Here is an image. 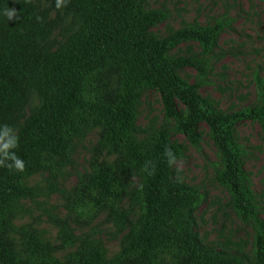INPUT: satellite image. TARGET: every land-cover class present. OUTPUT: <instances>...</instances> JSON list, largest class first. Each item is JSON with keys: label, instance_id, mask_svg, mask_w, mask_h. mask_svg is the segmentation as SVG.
Masks as SVG:
<instances>
[{"label": "trees", "instance_id": "16d2710c", "mask_svg": "<svg viewBox=\"0 0 264 264\" xmlns=\"http://www.w3.org/2000/svg\"><path fill=\"white\" fill-rule=\"evenodd\" d=\"M144 1L69 0L56 10L55 0H0V126L16 130L15 151L25 162L22 173L0 167V264H264V229L233 138L234 125L244 120L256 122L264 138V83L255 79L253 105L231 113L215 110L197 89L228 19L157 38L149 30L166 13L145 10ZM6 8L19 19L8 21ZM183 42L196 43L199 53L170 55ZM185 68L194 70V82L179 77ZM148 89L156 90L164 117L175 120V132L190 145L197 144L200 123L208 128L220 162L218 183L236 215L258 225L251 258L199 239L194 213L201 195L172 177L164 152L170 148L177 159L181 149L170 142L169 130L137 138L136 110ZM93 130L87 169L66 190L59 181L74 166L76 144ZM147 162L153 175L143 170ZM34 175H44L41 183L27 186ZM54 193L64 215L54 214L53 207L42 213L56 230V243L32 222L15 226L27 214L22 201ZM99 217L113 228L111 237L119 238L110 257L94 232L75 235L72 229L89 227Z\"/></svg>", "mask_w": 264, "mask_h": 264}, {"label": "rangeland", "instance_id": "374dc122", "mask_svg": "<svg viewBox=\"0 0 264 264\" xmlns=\"http://www.w3.org/2000/svg\"><path fill=\"white\" fill-rule=\"evenodd\" d=\"M143 8L159 9L166 13V18L149 30L157 38L164 37L168 31L189 25H210L218 18H227L229 27L224 28L215 40L208 55L206 75L197 93L221 113L235 112L255 103V79L264 83L263 3L258 0H145ZM199 51L196 43L183 42L170 55H195ZM179 77L187 83L196 80L191 68L183 69ZM176 105L177 110L182 113L183 106L177 102ZM174 125L173 118L164 117L156 90H144L140 94L136 110L137 138L142 139L151 132L166 127L170 142L180 147V156L172 165V177L178 183L194 187L201 195L194 213L195 231L199 239L207 246L227 249L229 252L238 251L251 258L252 238L258 227L256 220L264 229V138L258 124L244 120L233 127L234 141L242 152L244 185L251 195L256 218L246 221L236 215L227 190L216 179L220 162L206 125L200 123L196 128V146L190 145L181 134L175 132ZM95 140L96 131L93 130L76 144L72 155L74 166L66 169L59 181L61 187L70 189L75 184L77 174L87 169L89 149ZM43 177L44 175H34L27 179L26 185L40 184ZM131 183L133 189L137 179H132ZM125 202L124 200V204ZM21 204L27 214L15 221V226L32 222L35 228L44 231L46 239L56 243V230L46 221L42 208L53 207L54 214L63 216L65 211L61 206L60 195L54 193L47 198L37 197L34 203L25 200ZM72 229L75 235L94 232L108 257L118 250L119 238L111 237L113 228L103 224L101 217L89 227L77 228L72 225Z\"/></svg>", "mask_w": 264, "mask_h": 264}, {"label": "clouds", "instance_id": "9594fccd", "mask_svg": "<svg viewBox=\"0 0 264 264\" xmlns=\"http://www.w3.org/2000/svg\"><path fill=\"white\" fill-rule=\"evenodd\" d=\"M30 2V0H26ZM69 0H55V9L63 10L68 6ZM3 15L8 21L13 20V18L19 19L18 13L14 9L6 8ZM38 19H40L38 17ZM19 147V136L16 130L9 125L0 126V167L8 168L10 171L14 170L16 172L25 171V162L16 154V149ZM164 156L167 159L169 166L176 163V155L172 152L170 148H166ZM146 163L144 171L148 172V175H153L155 168L152 167L151 171L148 170V164Z\"/></svg>", "mask_w": 264, "mask_h": 264}]
</instances>
